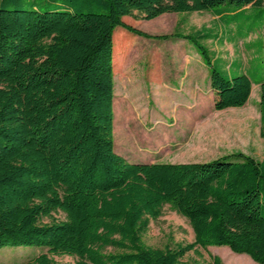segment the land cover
<instances>
[{
    "label": "trees",
    "instance_id": "trees-1",
    "mask_svg": "<svg viewBox=\"0 0 264 264\" xmlns=\"http://www.w3.org/2000/svg\"><path fill=\"white\" fill-rule=\"evenodd\" d=\"M262 1L0 0V248L46 249L18 264H58L52 255L73 264H184L198 247L227 246L264 264V153L147 163L128 161L113 144V70L125 57L124 40L113 49L117 26L192 44L214 109L241 107L254 82L237 61L218 70L219 57L212 62L200 41L246 39L232 25ZM201 11H215L220 26L149 36L122 20ZM255 83L264 149V78ZM165 205L188 221L192 242L144 244ZM201 264L225 263L211 255Z\"/></svg>",
    "mask_w": 264,
    "mask_h": 264
},
{
    "label": "rangeland",
    "instance_id": "rangeland-1",
    "mask_svg": "<svg viewBox=\"0 0 264 264\" xmlns=\"http://www.w3.org/2000/svg\"><path fill=\"white\" fill-rule=\"evenodd\" d=\"M242 13L236 17L238 24L232 26L236 36H248L246 39L222 45V40L220 45L200 41L212 62L219 57L218 70H228L237 61L254 82L246 105L224 110L213 107L207 66L192 44L137 35L121 26L114 29L113 49L123 40L125 45L124 64L120 71L113 70V104L117 101L120 111L118 115L113 106L116 153L146 162L207 161L235 151L262 159L259 85L255 82L264 78V0ZM138 17L124 16L122 20L149 36L193 32L203 24L215 26L205 12L165 13L150 20ZM54 217L62 219L63 214ZM142 240L150 247L176 248L192 242L194 234L188 221L165 205L159 218L150 219ZM45 250L37 246L2 247L0 264H18ZM211 255L219 256L225 264H259L227 246L198 247V252L190 251L182 260L184 264H201ZM52 258L58 264L75 261L67 255Z\"/></svg>",
    "mask_w": 264,
    "mask_h": 264
},
{
    "label": "crops",
    "instance_id": "crops-1",
    "mask_svg": "<svg viewBox=\"0 0 264 264\" xmlns=\"http://www.w3.org/2000/svg\"><path fill=\"white\" fill-rule=\"evenodd\" d=\"M246 7H250V5H247ZM202 12H205V13H208L209 15H210V17H211V21H213V25H215L216 27L219 25V20H220V16L219 15H217L216 13H215V11H213V12H207V11H201V12H193V13H202ZM176 14V13H175ZM178 14V13H177ZM192 14V13H191ZM181 20V19H180ZM202 26H211V25H205V24H203V25H201V27ZM220 26V25H219ZM184 41V40H183ZM187 61H188V59H187ZM195 61L197 62V59H195ZM255 84H258L259 85V83H255ZM254 84H252V86H253ZM210 88V87H209ZM212 91V90H211ZM251 93H252V88H251ZM251 93H250V95H251ZM259 94H260V86H259ZM250 97V96H249ZM249 100V99H248ZM259 100H260V96H259ZM248 102V101H247ZM246 102V103H247ZM246 103L244 104V105H246ZM243 105V106H244ZM243 106H241V107H243ZM228 108H236V107H228ZM228 108H225V109H228ZM224 110V109H223ZM261 124V123H260ZM228 154V153H227ZM123 155V154H122ZM128 161H132V162H146V161H142V160H132V159H130V158H128L127 156H125V155H123ZM255 157V156H254ZM258 159V158H257ZM154 162H156V161H154ZM157 162H163V161H157ZM147 163H151V162H147ZM171 163H174V162H171Z\"/></svg>",
    "mask_w": 264,
    "mask_h": 264
}]
</instances>
